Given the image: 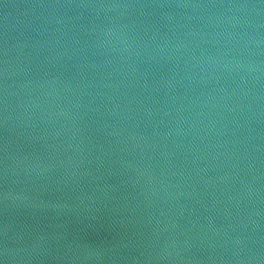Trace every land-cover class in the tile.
I'll list each match as a JSON object with an SVG mask.
<instances>
[{"label":"water","instance_id":"obj_1","mask_svg":"<svg viewBox=\"0 0 264 264\" xmlns=\"http://www.w3.org/2000/svg\"><path fill=\"white\" fill-rule=\"evenodd\" d=\"M0 264H264V0H0Z\"/></svg>","mask_w":264,"mask_h":264}]
</instances>
